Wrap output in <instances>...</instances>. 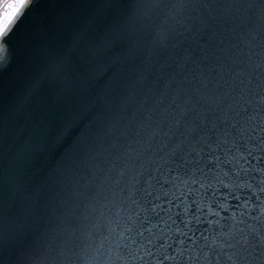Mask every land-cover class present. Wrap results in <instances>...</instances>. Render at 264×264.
<instances>
[{
  "label": "clouds",
  "instance_id": "clouds-1",
  "mask_svg": "<svg viewBox=\"0 0 264 264\" xmlns=\"http://www.w3.org/2000/svg\"><path fill=\"white\" fill-rule=\"evenodd\" d=\"M138 11L146 20V34L132 39L122 26ZM82 30V40L73 46L74 35ZM162 33L166 39H160ZM43 40L52 41L56 55L64 61L58 76L45 77L48 57L34 52L37 58L30 62L15 35L10 41L11 62L0 72V120L5 124L15 115L17 101L26 96L31 82L41 80L23 103L27 112L36 114L38 130L22 173L23 187L36 192L44 191L53 169L88 138L96 141L86 147L89 169L113 142L116 129H127L129 137L134 136L136 127L149 116V131L158 130V140L179 139L187 128L195 132L201 127L204 114L219 111L215 98L226 90L211 69L217 63L232 70L250 67L247 60L239 65L231 62V55L239 54L237 44L264 72V0H240L211 10L193 4L180 9L170 0L159 4L115 0L102 15H76L71 25L55 29ZM260 83L264 84V77ZM152 147L158 149L155 142ZM146 159L156 161L152 155ZM82 163L69 161L72 174L61 180L58 190L46 192L30 217L18 213L12 201L0 203V220L23 223L37 241L35 245L0 244V264H142L107 246L66 249L61 242V214L53 206L62 208L69 187L88 178L76 172ZM233 261L264 264V255L256 259L240 253Z\"/></svg>",
  "mask_w": 264,
  "mask_h": 264
},
{
  "label": "snow or ice",
  "instance_id": "snow-or-ice-1",
  "mask_svg": "<svg viewBox=\"0 0 264 264\" xmlns=\"http://www.w3.org/2000/svg\"><path fill=\"white\" fill-rule=\"evenodd\" d=\"M164 2L168 0H153ZM170 2L180 9L193 4L211 10L240 0ZM114 3L82 0L70 6L46 0L42 4L66 9L59 13L58 30L74 22L76 14L69 11L74 7H94L99 16ZM33 4L34 0H0V70L11 62L10 41L15 35L30 62L37 58L34 52L48 57L44 76L55 78L64 61L52 41L42 40L39 46L32 42L26 17ZM83 35V30L74 35L73 46ZM237 51L231 62L239 65L247 60L250 67L232 70L217 63L211 69L223 81L225 94L215 98L219 111L204 114L195 132L187 128L179 139L158 140V130L149 131L150 116L136 127L134 136L129 137L127 129L114 131L113 142L92 160L88 178L69 187L62 208L53 206L61 214L58 228L66 249L107 246L142 264H234L233 257L240 253L256 259L264 255V84L260 83L264 72L239 50V44ZM40 83L34 79L17 105L23 106ZM153 142L158 149H153ZM149 155L159 163L146 159ZM31 214L30 209L26 215ZM6 242L35 245L37 241L23 223L0 220V244Z\"/></svg>",
  "mask_w": 264,
  "mask_h": 264
},
{
  "label": "water",
  "instance_id": "water-1",
  "mask_svg": "<svg viewBox=\"0 0 264 264\" xmlns=\"http://www.w3.org/2000/svg\"><path fill=\"white\" fill-rule=\"evenodd\" d=\"M44 2L46 0H34L33 7L26 17V23L31 22L30 38L36 46H39L43 38L56 29L59 13L66 11V9L45 6L42 4ZM59 2L71 6L79 5L82 0H59ZM87 2L92 4L95 0H87ZM135 2L148 4L153 3V0H135ZM69 11L76 15H81L96 12V9L94 7H74ZM148 11L151 12V10ZM144 23H146V20L138 11L136 16L125 23L122 28L130 38L135 39L146 34V29L143 27ZM22 28L17 31L20 32ZM6 70L7 68L0 70V72ZM36 119L35 113L27 112L23 106L16 105L15 115L6 124L3 120H0V203L5 200L12 201L16 211L23 214H27L30 209L32 211L35 204L43 203L47 191H55L62 186L61 180L72 174L69 171V161L73 159L82 161L81 167L76 169V172L84 173L87 176L90 175L91 173L85 160V151L89 143H96L95 140L88 138L71 151L67 160L59 163L53 169L51 179L45 182L44 191L36 192L25 189L23 187L22 173L35 148L38 135L35 124ZM86 191H91V189ZM77 215H79L78 210Z\"/></svg>",
  "mask_w": 264,
  "mask_h": 264
}]
</instances>
